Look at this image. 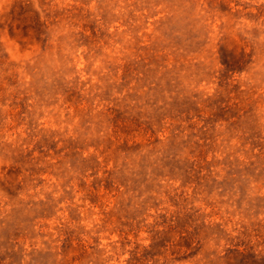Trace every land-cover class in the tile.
<instances>
[{
	"label": "rangeland",
	"instance_id": "rangeland-1",
	"mask_svg": "<svg viewBox=\"0 0 264 264\" xmlns=\"http://www.w3.org/2000/svg\"><path fill=\"white\" fill-rule=\"evenodd\" d=\"M0 264H264V0H0Z\"/></svg>",
	"mask_w": 264,
	"mask_h": 264
}]
</instances>
